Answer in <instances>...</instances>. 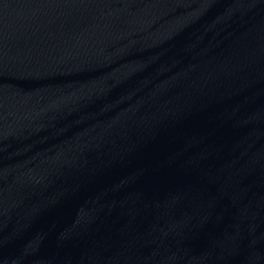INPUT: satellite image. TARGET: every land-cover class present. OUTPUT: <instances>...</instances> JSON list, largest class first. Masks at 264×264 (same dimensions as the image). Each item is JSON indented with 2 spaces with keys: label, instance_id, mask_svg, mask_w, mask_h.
Masks as SVG:
<instances>
[{
  "label": "water",
  "instance_id": "obj_1",
  "mask_svg": "<svg viewBox=\"0 0 264 264\" xmlns=\"http://www.w3.org/2000/svg\"><path fill=\"white\" fill-rule=\"evenodd\" d=\"M0 264H264V0H0Z\"/></svg>",
  "mask_w": 264,
  "mask_h": 264
}]
</instances>
